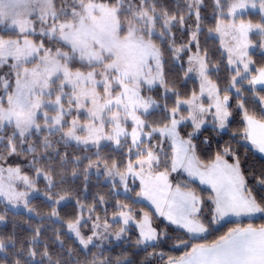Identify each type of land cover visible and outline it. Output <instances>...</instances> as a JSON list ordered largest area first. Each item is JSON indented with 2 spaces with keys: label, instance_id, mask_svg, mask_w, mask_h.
<instances>
[{
  "label": "snow or ice",
  "instance_id": "6c2138e0",
  "mask_svg": "<svg viewBox=\"0 0 264 264\" xmlns=\"http://www.w3.org/2000/svg\"><path fill=\"white\" fill-rule=\"evenodd\" d=\"M214 6L215 24L206 38H219L229 73L224 87L221 63L200 43L204 0H62L59 8L55 0H0V67L11 70L0 76V223L21 205L34 212L30 197L40 192L39 180L47 218L59 223L51 241L57 251L45 238L43 217L30 225L27 239L15 230L0 236L2 264H80L74 257L84 250L92 255L84 264H135L126 252L105 257L103 249L94 254L92 248L131 231L137 232L135 245L145 252L155 248L153 242L173 238L153 226L157 215L182 233L176 246L184 249L179 256L149 253L159 264H264V223L237 224L210 242H193L226 217L264 220V170L246 175L231 142L205 162L193 142L209 123L217 134L229 127L235 90L242 139L264 154V107L249 110L242 95L251 91L264 105V65L253 67L254 50L264 49V0H214ZM253 10L256 22L245 18ZM176 67L182 80L198 82V90L180 91L169 79ZM71 146L85 154L70 155ZM69 166L73 180L82 178L80 187L67 184ZM93 170L111 188L89 201ZM181 171L189 179L173 186L169 177ZM129 178L139 180V191ZM195 179L210 187L206 200L191 187ZM121 188L138 199L120 200ZM139 198L155 213L137 211ZM69 205L72 211L62 217L61 206Z\"/></svg>",
  "mask_w": 264,
  "mask_h": 264
},
{
  "label": "trees",
  "instance_id": "16d2710c",
  "mask_svg": "<svg viewBox=\"0 0 264 264\" xmlns=\"http://www.w3.org/2000/svg\"><path fill=\"white\" fill-rule=\"evenodd\" d=\"M163 2H167L169 5H172L175 3V0H163ZM55 3L57 7L62 6V0H55ZM214 12H215V6H214V0H204V7L202 8L201 15L204 18L202 21V28L203 33L200 36V43L201 47H206L209 52L211 59L214 62H220V72H219V80L221 87H224L227 83L229 73L227 72L224 64L225 62H221V56H220V43L217 38L210 39L207 37V29L209 27H213L215 24L214 19ZM247 18L253 19L254 22L258 20V16L255 12H251L250 16H246ZM3 27L0 26V29ZM178 39H179V33H177ZM184 39H187V35H185ZM255 54L253 55V60L255 61V67H260L264 65V56L261 55V52L254 51ZM171 67V62L169 61V65L166 66V71L169 70ZM2 70L9 69L8 66L1 67ZM183 73L179 70L178 67L172 68L171 72L169 74V79H172L176 82L177 87L180 89L182 93L190 94L191 90L193 88H196L198 90V82L194 83L192 80L184 81L181 79ZM215 78V77H214ZM247 87V85H245ZM242 95L246 98V106L249 108V110H258L262 107L259 103V96L251 91H245L242 93ZM171 103V101L169 102ZM232 105L233 110V116L231 117V123L229 124V127L226 130H222L217 134V131H214L212 126H206L205 129H202L201 134H199L195 139L194 143L197 145V155L200 157L201 160L207 162L214 158L216 151L220 149V147L225 142H231L233 148H235L240 156L241 159V167L244 170L245 174L248 175L249 173H255L259 174L262 170H264V157L257 153L255 150L251 148L250 145L244 142L242 139V128H243V122H242V112L238 109H236V103L237 98L235 95V92H232V99L230 101ZM157 117H152V119H155ZM185 131H191V128L185 129ZM235 134V136H234ZM59 137H53V140L58 139ZM205 138H208L209 144H204L203 141ZM54 147L56 145L54 144ZM246 149H248L246 151ZM63 150V149H62ZM70 155H84L80 148H77L75 146H71L67 149ZM107 149L103 150L102 154L107 153ZM117 158L119 157L118 153H113ZM10 162L15 161L19 162L21 164L24 163L23 157H11L9 158ZM231 162V161H230ZM160 170H163L162 168ZM71 172V166H69L68 171L65 173V179L67 181V184L69 186L73 187H80L82 184V178L73 180V178L70 175ZM172 175V174H171ZM187 181V179H186ZM254 184V180L249 176V185L252 186ZM38 188L43 192L45 183L42 180L37 181ZM191 187L198 192L199 195L203 196L206 200L207 196L210 194V191L200 187L197 183L191 181ZM111 188V183L102 181L101 176L98 177L94 173H90V188L89 191L86 193L88 200L90 201L93 196L97 194L106 195L108 194L109 190ZM131 188H134L135 191H139V186L137 184H134ZM131 195L132 199H136L134 193H118V198L120 200H125V197ZM117 197H112L109 200V204L114 203V200ZM31 203L30 207L34 209L33 213H27L25 211L21 210H12L10 209L6 216V222L0 223V236L7 235L13 232L15 230L17 236L19 239L24 240L27 239L30 235V225L32 227L37 226L41 223V218L44 219L45 223V238L50 242V247L52 251L58 250V245L51 243V241L54 240L53 236V229L59 227V223H53L55 218H51V220H48L47 214L50 211L48 202L45 201L43 195H35L30 198ZM131 203V200L128 201ZM207 204L210 205V201H206ZM137 211L139 209L143 208L146 211H150L154 213L151 207H149L147 204L141 202L137 204L136 206ZM4 205L2 202H0V213L3 212ZM72 211V206L69 205L67 207L61 206V216H65L66 214L70 213ZM112 208L109 207L108 216L111 217ZM249 222H254L255 224L259 225L261 223H264V220H260L259 218H256L254 221H250L249 219H242V220H228L221 222L218 225H215L210 233L205 234L202 238H197L194 240V243L198 242H205L212 241L216 238H218L220 235L224 234L228 231L229 228L236 227L237 224L246 225ZM15 226V229H14ZM90 226V225H89ZM153 226L158 229V231H167L173 238L172 239H162L161 241L155 242L156 247L147 248V252L144 251V246H137L135 245V240L137 237L136 231H131L128 233L126 237H124L119 242H113L109 241L108 244L101 246L100 248H92V253L99 254L101 249H103V254L105 257L107 256H117L121 252H126L131 259L134 260L135 264H145L146 260H151L152 264H159V258L156 257H150L148 256L149 253L155 252V253H165L166 256H179L183 254V247H177L176 245L179 244V241L176 239L177 235H181L182 233L175 230V226L169 225L166 221L161 219L158 216L154 217ZM85 232H87V229H84ZM186 238V237H183ZM61 239L64 240L66 247L71 248L73 247L72 241L61 237ZM4 257V253H0V258ZM76 260L80 261V264H84L85 260H91L92 255L87 253V250H84L83 253L77 252L74 257ZM0 264H2V260H0Z\"/></svg>",
  "mask_w": 264,
  "mask_h": 264
},
{
  "label": "rangeland",
  "instance_id": "374dc122",
  "mask_svg": "<svg viewBox=\"0 0 264 264\" xmlns=\"http://www.w3.org/2000/svg\"><path fill=\"white\" fill-rule=\"evenodd\" d=\"M252 12H255V11L253 10ZM0 26H2V25H0ZM2 27H3V26H2ZM216 38L219 40L218 37H216ZM252 39H253V43H258V41H259V37H256V36H253ZM254 51L262 52V51H264V49L256 48ZM10 71H11L10 68H9V69H6V70L4 71V70H2V68L0 67V76H7V75L9 74ZM233 91L235 92V90H233ZM262 107H263V106H262ZM207 126H212V125L209 123ZM91 173H94V174H95V171L93 170ZM95 175H96V174H95ZM96 176H97V175H96ZM98 177H100V176H98ZM170 177H171L172 181H175V180H176V181L174 182V184H176L177 182L183 183V180H181V178H185V176H184L183 174H181V172L172 173V175H171ZM101 178H102V181L111 183L109 180H106L103 176H101ZM185 180H186V179H185ZM192 182H193V181H192ZM134 184H137V185L139 186V180H136ZM134 184L132 183L131 178H129V186L132 187ZM37 187H38V186H37ZM119 192H120V193H124L122 188L119 190ZM125 194H127V193H125ZM35 195H43V192L40 190L39 193H33L31 197H33V196H35ZM31 197H30V198H31ZM136 199H138V198H136ZM139 199H141V202H143V203L147 204L149 207H151L152 210H153L154 213H155V209H154V207H153L152 205H150V202H148L147 200H143L142 198H139ZM148 203H149V204H148ZM12 210H16V211H17V210H21V211H25V212H27V211L23 208L22 205H21L19 208H15V209H12ZM27 213H28V212H27ZM157 216H158V215H157ZM158 217H159V216H158ZM160 218H161V217H160ZM161 219H162V218H161ZM123 238H124V237H122L120 240H122ZM110 240L113 241V242H119V241H120V240H116L115 237L112 236V237H109L107 240H100V241H97L96 243L100 244L101 246H104V245L108 244ZM153 243H155V242H153Z\"/></svg>",
  "mask_w": 264,
  "mask_h": 264
},
{
  "label": "crops",
  "instance_id": "0c3cea01",
  "mask_svg": "<svg viewBox=\"0 0 264 264\" xmlns=\"http://www.w3.org/2000/svg\"><path fill=\"white\" fill-rule=\"evenodd\" d=\"M263 107H264V105H262ZM245 143H247L248 145H250L247 141H244ZM251 146V145H250ZM257 153H259V152H257ZM260 155H262L263 157H264V154H261V153H259ZM181 174H183L184 176H185V178H181V180H183V182L184 181H186L185 179H189L188 177H187V173H184V172H182L181 171ZM169 179H170V181L172 182V184H173V186H175V184H174V182L176 181H172V179H171V177H169ZM193 182H195V183H197L200 187H202V188H205V189H207V190H209L210 191V193H211V189H210V187L209 186H207V185H201L200 183H199V180L198 179H195V180H192ZM197 194H198V192H197ZM149 204V203H148ZM151 205V204H150ZM164 221H166L163 217H161ZM242 219H249V218H245V217H226L224 220H222V221H220V223L221 222H224V221H228V220H242ZM167 222V221H166ZM168 223V222H167ZM219 223V224H220ZM218 225V224H217Z\"/></svg>",
  "mask_w": 264,
  "mask_h": 264
}]
</instances>
